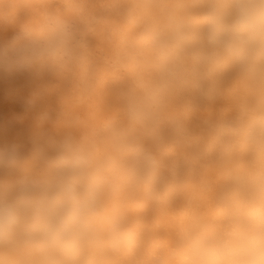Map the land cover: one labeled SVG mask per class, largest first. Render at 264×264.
Wrapping results in <instances>:
<instances>
[{"label": "clouds", "instance_id": "clouds-1", "mask_svg": "<svg viewBox=\"0 0 264 264\" xmlns=\"http://www.w3.org/2000/svg\"><path fill=\"white\" fill-rule=\"evenodd\" d=\"M17 75L0 264H264V0H0Z\"/></svg>", "mask_w": 264, "mask_h": 264}, {"label": "bare ground", "instance_id": "bare-ground-1", "mask_svg": "<svg viewBox=\"0 0 264 264\" xmlns=\"http://www.w3.org/2000/svg\"><path fill=\"white\" fill-rule=\"evenodd\" d=\"M10 36L7 32L2 38ZM46 86L45 81L26 75L0 77V143H27L48 127H38L34 114L25 107L27 102L37 101ZM48 102L55 106V96H49Z\"/></svg>", "mask_w": 264, "mask_h": 264}]
</instances>
